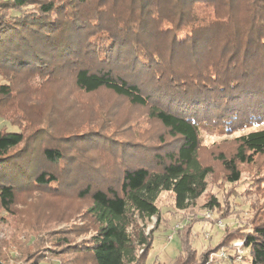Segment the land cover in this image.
<instances>
[{
	"label": "trees",
	"instance_id": "1",
	"mask_svg": "<svg viewBox=\"0 0 264 264\" xmlns=\"http://www.w3.org/2000/svg\"><path fill=\"white\" fill-rule=\"evenodd\" d=\"M101 1L102 7L92 8L91 0H0V74L22 71L51 78L70 71L80 90L111 91L148 107L162 124L174 143L145 155L139 150L133 158L145 164L122 169L117 187L102 186L106 177L98 180L83 167L94 183L81 196L91 197L89 214L98 229L69 261L145 264L156 239L138 222L160 217V195L172 193L176 209L187 211L207 190L213 168L200 156L203 124L235 133L249 123H264V0H177L181 9L168 0H131L126 13ZM239 3L244 17L249 15L242 21L235 19ZM200 4L208 10L204 25L199 18L191 22L187 13ZM173 13L179 15L175 29L170 27ZM9 95L1 86L0 96ZM237 144L233 156L217 157L233 184L240 181V166L264 155V129L240 136ZM131 150L138 151L123 147V153ZM64 161L71 158L59 149L39 152L21 132L0 130V163L9 164L5 174L15 175L11 182L0 177L1 206L9 210L19 191L56 185L60 178L53 169ZM205 206L212 212L219 203L213 198ZM181 232L176 264H207L210 252L234 239L250 249L249 264H264V223L242 237H221L203 257L189 241L191 232L185 237ZM226 264L237 263L230 255Z\"/></svg>",
	"mask_w": 264,
	"mask_h": 264
},
{
	"label": "rangeland",
	"instance_id": "2",
	"mask_svg": "<svg viewBox=\"0 0 264 264\" xmlns=\"http://www.w3.org/2000/svg\"><path fill=\"white\" fill-rule=\"evenodd\" d=\"M91 1L92 8L102 7L101 0ZM109 2L111 10L117 13H126L132 6L131 0ZM166 3L178 9L182 7L177 0ZM236 9V20L242 21L249 16L244 17L240 3ZM187 10L191 22L198 18L201 23L206 22L205 5H194ZM172 19L170 27L175 29L179 15L173 13ZM163 22L160 20L159 24ZM28 75L22 71L0 74V87L7 86L10 92L9 96H0V130L21 132L39 152L44 147L56 148L71 161L54 167L53 171L60 178L56 185L17 192L9 210L0 204V261L6 264H69L79 256L75 250L81 248V244H88L98 229L89 214L91 197L81 196L86 186L94 183L83 170L92 169L98 180L100 176L106 177L108 182H101L102 186L117 187L122 169L145 164L146 160L133 158L139 150L145 155L161 145H171L174 140L162 124L151 117L148 107L134 105L106 89L86 93L76 86L70 71L59 72L51 78ZM210 126L212 124H203L200 135L201 159L213 168L207 190L187 211L176 209L172 193L160 195L157 201L160 217L138 222L146 236L156 239L145 264H176L181 250L177 237L180 231L181 237L191 232L189 241L203 257L221 237H242L264 223V155L256 157L251 165L240 166L241 178L235 184L230 183L228 173L217 160L220 153L233 156L237 138L264 129V123H249L235 133ZM126 145L138 151L123 153ZM8 165L0 163L3 182L15 179V175L5 174ZM213 198L219 206L211 212L205 205ZM242 241L234 239L230 246L213 250L207 264H226L230 255L235 261L239 252L236 245ZM223 252L228 255L227 259L218 258ZM243 253L244 260L235 263L249 264L246 260L250 249L244 247Z\"/></svg>",
	"mask_w": 264,
	"mask_h": 264
},
{
	"label": "built area",
	"instance_id": "3",
	"mask_svg": "<svg viewBox=\"0 0 264 264\" xmlns=\"http://www.w3.org/2000/svg\"><path fill=\"white\" fill-rule=\"evenodd\" d=\"M236 246H237L239 252H238V258H236L235 261H243V260H244V257H245V253H243V248H244V247L246 248V246H245V242L242 241V243H238ZM248 249H249V248H248ZM249 255H250V254H249ZM218 258H224V259H227V258H228V255L225 254V253L223 252V253H221V254L218 256Z\"/></svg>",
	"mask_w": 264,
	"mask_h": 264
}]
</instances>
